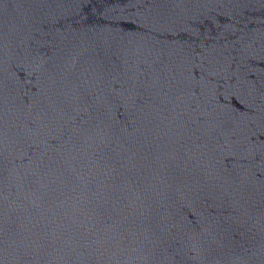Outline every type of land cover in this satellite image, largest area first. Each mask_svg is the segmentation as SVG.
Returning a JSON list of instances; mask_svg holds the SVG:
<instances>
[{"label": "water", "instance_id": "95a60500", "mask_svg": "<svg viewBox=\"0 0 264 264\" xmlns=\"http://www.w3.org/2000/svg\"><path fill=\"white\" fill-rule=\"evenodd\" d=\"M0 264H264V0H0Z\"/></svg>", "mask_w": 264, "mask_h": 264}]
</instances>
